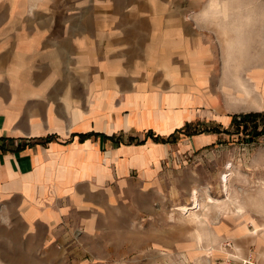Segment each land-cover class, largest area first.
I'll list each match as a JSON object with an SVG mask.
<instances>
[{
    "label": "crops",
    "instance_id": "1",
    "mask_svg": "<svg viewBox=\"0 0 264 264\" xmlns=\"http://www.w3.org/2000/svg\"><path fill=\"white\" fill-rule=\"evenodd\" d=\"M261 112L264 0H0V236L43 262L117 243L221 136L177 131Z\"/></svg>",
    "mask_w": 264,
    "mask_h": 264
},
{
    "label": "rangeland",
    "instance_id": "2",
    "mask_svg": "<svg viewBox=\"0 0 264 264\" xmlns=\"http://www.w3.org/2000/svg\"><path fill=\"white\" fill-rule=\"evenodd\" d=\"M228 131L208 152L184 157L182 181L187 196L171 200L158 215L141 216L133 223L134 230L127 221L117 243L107 236L105 243L78 246L68 259L43 262L25 252L17 239L0 236V264H219L228 259L245 261L251 255L262 262L258 245L246 235L258 229L260 239L264 231V136L250 140L231 127ZM224 173L227 193L222 186ZM179 183L181 192L180 178ZM193 190L199 207L192 211ZM182 207L189 210L187 215L180 213ZM239 207L242 214L237 213ZM193 214L202 219L195 221Z\"/></svg>",
    "mask_w": 264,
    "mask_h": 264
},
{
    "label": "bare ground",
    "instance_id": "3",
    "mask_svg": "<svg viewBox=\"0 0 264 264\" xmlns=\"http://www.w3.org/2000/svg\"><path fill=\"white\" fill-rule=\"evenodd\" d=\"M218 2V1H217ZM214 3L213 6L214 7H217L219 8V4L218 3ZM213 3V2H212ZM220 19V18H219ZM221 20V19H220ZM142 25V24H141ZM139 26V25H138ZM143 26V25H142ZM140 27V26H139ZM152 27V26H151ZM126 32V31H125ZM127 35V34H126ZM142 41V40H141ZM140 41V42H141ZM152 50V49H150ZM103 67V66H102ZM226 67V66H225ZM230 69V68H229ZM244 70V69H243ZM228 71V70H227ZM242 73L243 72H247V71H241ZM237 73H240V71ZM241 74V73H240ZM120 80V79H119ZM122 80V79H121ZM247 82H242L241 80H238L237 83L235 84V88L237 89V96H235L233 98V100H235V102H240V103H243V102H247L249 101L250 103L254 104L256 103L257 101V97L260 95L259 93V89H258V86L256 84H252L250 83V85H248V83L246 84ZM231 98V97H230ZM244 106V105H243ZM241 108V107H240ZM227 174L224 173L223 175V178H222V186H223V190L225 193L228 192V179H227ZM194 191V190H193ZM192 203L194 204V207L191 209L192 211L197 207H199V203H198V197H197V191H194L192 193ZM232 203H234V201H232ZM207 206V205H206ZM204 207V205H203ZM202 208V207H201ZM195 209V210H196ZM204 209V208H203ZM207 209V208H205ZM180 213L184 216L186 213H189V210L186 208V207H182L180 209ZM237 213L238 214H242L243 213V208L242 207H239V209L237 210ZM187 215V214H186ZM193 217L196 219L195 221H200L201 219L196 215V214H193ZM187 218V217H186ZM173 220V219H172ZM190 221V220H189ZM245 229V228H244ZM249 229V228H248ZM251 231V230H250ZM258 229H256L255 231L253 232H250L248 235H246V237H249L251 239V244L253 245H258V255L261 259L264 258V242L263 244H260V239L264 241V231L263 233L261 234V237L260 239H258ZM201 241V236H198L196 238V242L197 244H199ZM234 249V248H233ZM236 250L237 252L240 253L241 249L240 247H236ZM213 251V250H212ZM250 252V251H249ZM209 254H211L212 252H208ZM222 253H225V252H222ZM242 253V252H241ZM243 255L241 254V257ZM238 258V257H237ZM243 258V257H242ZM240 259V258H239Z\"/></svg>",
    "mask_w": 264,
    "mask_h": 264
},
{
    "label": "trees",
    "instance_id": "4",
    "mask_svg": "<svg viewBox=\"0 0 264 264\" xmlns=\"http://www.w3.org/2000/svg\"><path fill=\"white\" fill-rule=\"evenodd\" d=\"M192 126L186 125L183 130L177 131V133H185V134H201L205 132H212L216 134H229L228 130H220L218 128H201L194 129V131L190 132ZM231 128L236 131V133L244 134L248 139L254 140L256 137L264 136V112L261 113H249L244 115H237L234 116ZM155 142H168L174 141L175 137L170 136L168 139L153 137L152 135L148 134ZM135 138H130L129 143L135 142ZM141 141H137V144H141Z\"/></svg>",
    "mask_w": 264,
    "mask_h": 264
},
{
    "label": "built area",
    "instance_id": "5",
    "mask_svg": "<svg viewBox=\"0 0 264 264\" xmlns=\"http://www.w3.org/2000/svg\"><path fill=\"white\" fill-rule=\"evenodd\" d=\"M219 264H264V262H259L256 257L251 255L245 261H235L228 259L226 261L220 262Z\"/></svg>",
    "mask_w": 264,
    "mask_h": 264
}]
</instances>
